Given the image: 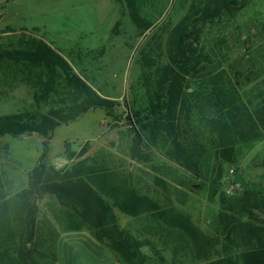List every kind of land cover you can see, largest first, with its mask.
<instances>
[{"label":"trees","instance_id":"obj_1","mask_svg":"<svg viewBox=\"0 0 264 264\" xmlns=\"http://www.w3.org/2000/svg\"><path fill=\"white\" fill-rule=\"evenodd\" d=\"M115 1L143 38L136 53L139 91L125 106L133 130L130 157L148 163L157 153L189 185L217 200L216 233L208 236L188 217L138 194L131 175L81 164V176L67 177L47 163L56 128L92 110L112 116L119 104L98 95L44 40L21 34L0 42V71L32 90L35 108L0 115V139L38 135L42 152L25 188L12 195L0 190V264H38L39 257L48 258L38 251L37 236L38 202L45 196L54 200L51 211L64 231H88L124 264L168 261L147 239L121 227L118 214L163 218L183 233L200 264H264V187L246 185L228 196L222 182L224 167L236 164L240 150L264 140V99L255 100L248 89L260 74L251 71L250 54L230 59L226 38L213 40L207 33L254 0H188L175 23L164 18L169 0ZM239 42L244 43L242 36ZM259 164L264 168V155ZM155 181L164 184L158 177ZM145 246L151 254L141 251Z\"/></svg>","mask_w":264,"mask_h":264},{"label":"rangeland","instance_id":"obj_2","mask_svg":"<svg viewBox=\"0 0 264 264\" xmlns=\"http://www.w3.org/2000/svg\"><path fill=\"white\" fill-rule=\"evenodd\" d=\"M187 8L188 0H169L164 18L175 23ZM0 14L3 15L0 42L17 40L21 34L40 36L98 95L119 104L112 115L115 118L104 110H94L67 126L56 128L49 142L47 163L60 162L56 165L67 177L81 176V164L131 175L138 194L149 196L162 210L188 217L203 233L214 236L219 211L217 200H209L205 191L189 185L177 167L157 153L151 154L148 163L130 157L133 130L126 122L125 106L131 105L139 91L142 71L136 53L143 38L138 37L123 4L115 0H0ZM207 33L213 40L218 36L226 38L232 49L230 59L239 61L244 54H250L251 71L259 73L260 78L248 89L255 100L262 101L264 0H254L236 18L208 28ZM241 36L244 43L239 42ZM243 65L247 68L248 62ZM11 79L0 71V115L33 110L32 90ZM41 142L38 135L0 139L2 192L12 195L26 187V172L38 161ZM262 155L264 140L243 147L236 164L224 167L223 190L228 183H237L242 188L258 184L264 187V168L259 164ZM156 177L164 182L162 186L156 183ZM53 206L55 202L48 196L38 202V250L48 255V258L39 257L38 264H48L55 252L68 249L72 241L67 234H60L54 246L50 234L64 230L51 216ZM118 216L121 227L147 239L168 264H200L194 260L192 246L183 233L166 224L163 218L156 214ZM141 251L151 254L148 246Z\"/></svg>","mask_w":264,"mask_h":264},{"label":"crops","instance_id":"obj_3","mask_svg":"<svg viewBox=\"0 0 264 264\" xmlns=\"http://www.w3.org/2000/svg\"><path fill=\"white\" fill-rule=\"evenodd\" d=\"M33 36L42 39L38 35H33ZM58 163L60 162H57L56 164ZM32 168L33 166L27 170L26 175ZM51 216L54 218L56 222H58L56 218L53 216L52 211H51ZM60 234H67L68 236H70V239L72 241L70 242V247L68 249L55 252L53 258L50 259V261L52 260V264H124L123 262L120 261L117 255H115L105 246L98 243L94 239L93 235L86 230L61 231L57 234L51 233L50 236L54 239V246H55V241L57 240ZM50 261L48 264L51 263Z\"/></svg>","mask_w":264,"mask_h":264},{"label":"built area","instance_id":"obj_4","mask_svg":"<svg viewBox=\"0 0 264 264\" xmlns=\"http://www.w3.org/2000/svg\"><path fill=\"white\" fill-rule=\"evenodd\" d=\"M230 173L233 174V170H230ZM243 191V188L237 183H228L225 189V194L228 196H232L237 194L238 192Z\"/></svg>","mask_w":264,"mask_h":264}]
</instances>
